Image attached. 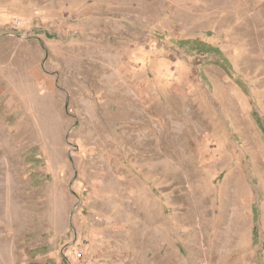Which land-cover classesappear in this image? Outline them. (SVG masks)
Segmentation results:
<instances>
[{
	"label": "rangeland",
	"instance_id": "1",
	"mask_svg": "<svg viewBox=\"0 0 264 264\" xmlns=\"http://www.w3.org/2000/svg\"><path fill=\"white\" fill-rule=\"evenodd\" d=\"M0 264H264V0H0Z\"/></svg>",
	"mask_w": 264,
	"mask_h": 264
}]
</instances>
